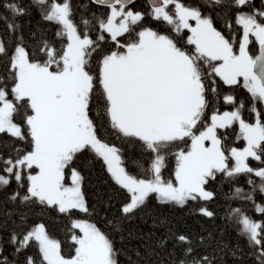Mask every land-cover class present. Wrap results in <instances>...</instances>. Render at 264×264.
Masks as SVG:
<instances>
[{"label":"snow or ice","instance_id":"snow-or-ice-1","mask_svg":"<svg viewBox=\"0 0 264 264\" xmlns=\"http://www.w3.org/2000/svg\"><path fill=\"white\" fill-rule=\"evenodd\" d=\"M133 3L89 0L81 7L106 11L77 19L72 0H0V191L15 184L7 197L13 207L0 218V264H120L121 250L92 219L98 213L79 167L85 157L89 168L99 163L120 197L119 215L105 223L122 238L124 224L149 214L153 199L191 205L211 219L210 181L244 177L250 190L235 187L227 199L251 202L260 216L229 205L226 218L254 264H264V203L255 200L264 199V7L255 0H145L144 12ZM33 9L54 28V40L48 29L25 39L20 21ZM213 14H223L231 35ZM237 88L250 96L247 109L233 95ZM169 157L175 165L165 178ZM48 210L69 222L68 254L41 219ZM170 240L171 264H219L226 247L211 233L193 238L168 228L151 252ZM238 252L244 255L239 247L232 255Z\"/></svg>","mask_w":264,"mask_h":264},{"label":"trees","instance_id":"trees-1","mask_svg":"<svg viewBox=\"0 0 264 264\" xmlns=\"http://www.w3.org/2000/svg\"><path fill=\"white\" fill-rule=\"evenodd\" d=\"M27 3V0H24ZM89 0H72L74 5V17L79 18L81 14L88 15L92 11H106V9L90 5L88 9L81 7L87 4ZM203 0H185V3L192 6L202 5ZM257 7H264L262 0H255ZM135 10L147 12L145 0H137L131 5ZM0 12L3 9L0 8ZM214 15L215 26L221 30L225 35H231L228 29L224 27V16ZM230 15V14H229ZM23 24L25 39H29V33L31 31H38L41 29H48V38L50 40L55 39L54 28H52L46 22L40 19L39 13L33 9L32 14L22 18L20 21ZM145 23H150V18H146ZM4 31V25L0 24V32ZM237 38L240 35L239 30L236 32ZM4 68L3 62L0 61V71ZM227 91V89H225ZM233 95L236 96L237 101L243 100L246 109L251 106V99L247 91L243 88H237ZM221 104V111L224 110ZM246 118H250V113H245ZM7 139V138H5ZM240 142H236V146H239ZM253 167L258 166V163L251 161ZM87 158H82L79 161V167L82 174L85 176L84 190L90 204L95 205L98 215H93L92 219L98 223V226L105 232L109 233L114 240L117 249L121 250L119 256L120 264H129V260L134 264H171L172 257H169L168 253L173 248V241H169L167 247L164 249L157 248L155 254L151 252V249L155 247V241L165 237L168 234V228L174 231H179L196 238L198 236H207L212 234L216 241H219L222 245H226L224 252L217 253L219 264H254L251 257L247 255L248 249L246 242L243 238L237 234V225L226 218L228 206L232 208H242V210L252 216L253 218H259L260 214L254 211L251 202H243L239 200L227 199L231 195L235 187H242L247 192L249 186L246 185L245 178L239 177L237 180L229 183L224 180L222 176H218L215 181H210L208 189L216 194L213 201L207 202V207L214 211L216 215L209 219L201 215L193 214L191 211V205L184 208L160 205L153 199L149 204L151 209L150 213L144 215L143 218L137 217L123 226V237L120 233L113 232L109 225L105 223V219H111L118 216L117 211L119 207L120 197L113 194V188L110 182L107 181V174L103 172L99 163L94 164L91 168L87 167ZM175 161L172 157L168 159V169L165 170V178H171L172 170L174 169ZM15 189L13 183L6 189L0 191V218H3V214L7 209H11L13 206L7 202V197ZM112 196V206L110 211H106L104 201ZM256 203H264V199L259 194L255 196ZM198 207V205H197ZM33 213L39 214L41 209L39 207L32 210ZM79 217H83V214H77ZM43 222L48 225V230L51 235L62 242V247L65 254L71 251L70 248V233L67 228L70 226L69 222L62 216L58 215L55 211H45L41 217ZM164 220L167 227L161 226L159 221ZM131 233V238L128 234ZM7 239V233H2ZM143 237V238H140ZM148 237L151 239L149 240ZM215 247V244L212 245ZM239 247L243 250L244 255L238 252L236 256L232 255V250ZM12 251L11 247L6 248V255ZM140 252V256L136 255V252ZM203 251V249H202ZM211 251V249H209ZM179 254V250H177ZM22 259V257H21Z\"/></svg>","mask_w":264,"mask_h":264},{"label":"water","instance_id":"water-1","mask_svg":"<svg viewBox=\"0 0 264 264\" xmlns=\"http://www.w3.org/2000/svg\"><path fill=\"white\" fill-rule=\"evenodd\" d=\"M136 0H134V2H135Z\"/></svg>","mask_w":264,"mask_h":264}]
</instances>
